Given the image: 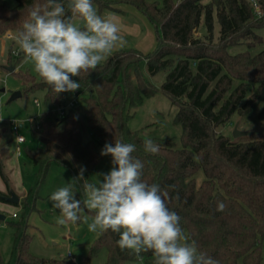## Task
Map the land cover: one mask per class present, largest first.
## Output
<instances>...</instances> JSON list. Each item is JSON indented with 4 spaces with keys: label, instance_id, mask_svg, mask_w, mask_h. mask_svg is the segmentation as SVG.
I'll use <instances>...</instances> for the list:
<instances>
[{
    "label": "trees",
    "instance_id": "trees-1",
    "mask_svg": "<svg viewBox=\"0 0 264 264\" xmlns=\"http://www.w3.org/2000/svg\"><path fill=\"white\" fill-rule=\"evenodd\" d=\"M14 1L15 6L9 7L5 0H0V35L16 34L29 10L44 2ZM258 1L264 9V0ZM93 3L100 11L117 13L123 5L134 6L154 26L158 45L146 54L134 49L114 52L96 69L72 77L80 84V89L73 93L82 96V102L64 117L47 111L32 121L31 133L43 147L28 150L26 155L39 167L41 181L55 162L67 168L72 179L84 167L85 179L93 182L91 176L101 160L100 148L117 139L134 144L136 151L132 155L144 164L142 179L159 184L161 191L168 193L169 209L181 217V227L200 251L219 264H262L264 132L234 139L217 129L235 114L249 116L264 95V49L251 53L255 44L264 43V12L258 16L250 0H93ZM202 26L206 33L198 36ZM242 44L248 49L236 54L229 52V48ZM142 60L147 62L151 76L166 73L161 90L178 107L176 123L183 129L181 149L175 148L172 139H151L127 126L130 109L156 91L138 73ZM19 75L25 93L43 92L46 104L66 106L70 92L57 94L41 77L38 80L28 72ZM259 117L264 119V105ZM80 118L87 121L94 141L82 140ZM146 139L159 145L157 154L144 151ZM200 170L204 179L198 184L196 175ZM0 177L6 186V192L0 191V202L9 203L7 198L15 190L1 147ZM74 192L77 199H84L79 185H75ZM36 196L33 187L21 201L23 222L11 223L15 240L8 264H73L70 260L38 258L28 252L30 239L24 221ZM221 201L226 209L218 212L216 207ZM118 239L119 235L110 230L100 232L89 252L88 264L102 249L107 250L106 264L142 261L154 264L151 252L137 257L128 250L122 251L116 243ZM0 264H5L1 257Z\"/></svg>",
    "mask_w": 264,
    "mask_h": 264
},
{
    "label": "clouds",
    "instance_id": "clouds-1",
    "mask_svg": "<svg viewBox=\"0 0 264 264\" xmlns=\"http://www.w3.org/2000/svg\"><path fill=\"white\" fill-rule=\"evenodd\" d=\"M13 39L23 63L30 64L57 94L80 89L72 77L96 69L126 43L116 19L98 14L93 0H44L29 10ZM143 147L150 154L159 152L151 139ZM135 151L134 144L120 139L106 143L100 155L111 156L112 168L99 175L102 179L90 182L80 167L72 183L53 192L50 200L60 213L57 224L76 225L82 220L89 232L110 230L119 235L116 243L122 251L137 257L151 252L154 264H219L189 240L181 217L166 203L168 193L142 179L144 164L133 157ZM75 185L83 200L76 198ZM85 209L94 213L91 222L81 215ZM225 209L224 202L217 204L216 211Z\"/></svg>",
    "mask_w": 264,
    "mask_h": 264
},
{
    "label": "rangeland",
    "instance_id": "rangeland-1",
    "mask_svg": "<svg viewBox=\"0 0 264 264\" xmlns=\"http://www.w3.org/2000/svg\"><path fill=\"white\" fill-rule=\"evenodd\" d=\"M5 2L9 7L15 6L14 0H5ZM93 5L98 14L112 16L120 25L121 35L124 36L126 43L122 48L114 50L113 53L120 50L134 49L146 54L157 47L158 34L154 26L134 6L123 5L122 11L117 13L110 10L100 11L97 4L93 3ZM215 24L216 35H218L219 23L217 20ZM203 33H206V29L202 26L197 35L202 36ZM14 36V33L0 35V145H3V154L7 159L6 169L11 174L10 179L13 188L17 191H14L15 195L22 201L24 197L20 194L28 193L33 187L36 189L37 196L34 207L24 221H27L26 230L30 239L28 252L38 258L62 261L69 260L68 254L71 253L74 264H88L89 252L100 232H89L87 224L83 223L82 220L77 222L76 225H58L56 221L60 213L58 209L53 207V202L50 200L53 192L70 184L72 180L70 171L64 166L53 162L41 181L39 167L32 164L26 156L28 150L43 147V144L31 133L32 121H37L47 111L56 113L58 108L44 102L45 95L43 92L25 93V85L19 74L28 72L38 80L39 76L30 64L23 63L24 57L14 42ZM247 49V45L242 44L229 48V52L236 54ZM263 49L264 43H257L251 53L256 54ZM9 67L15 69L14 73L8 70ZM138 73L148 80L156 91L153 95L144 96L140 105L130 109L131 117L127 121L129 130L144 132L146 137L151 139H172L175 148L181 149L183 147V129L176 123L178 107L161 90L166 79V73L163 71L151 76L145 60L139 63ZM132 77H136L135 71H133ZM3 89L4 91H2ZM254 90L253 88L252 91ZM16 91H20L22 96L9 102L12 93ZM36 100L40 103V106L36 105ZM73 100L80 104L82 96L77 97L73 92H70L65 101L69 103ZM263 105L264 95L249 116L235 114L230 122L217 130L219 133L230 137H233L234 127L238 123L242 131L262 130L264 119H261L259 114ZM14 125L19 127L18 133L15 132ZM80 125L82 140L84 142L94 141L88 123L84 118H80ZM17 135L25 139V143L20 146L21 156H18L16 152ZM102 149H99V153ZM111 168L110 158L101 156L100 163L91 176L92 181L96 182L102 179L99 175L107 174ZM196 178L198 184L203 181L204 173L202 170L197 173ZM0 213L6 217L5 220L0 221V257L3 263L8 264L11 260L15 240V231L11 223L23 222L24 210L22 204L19 206L10 204ZM81 215L82 217H89V222H91L94 214L85 209ZM106 263V249L100 250L97 256L91 260V264ZM137 264H144V262H138ZM262 264H264V245L262 247Z\"/></svg>",
    "mask_w": 264,
    "mask_h": 264
},
{
    "label": "built area",
    "instance_id": "built-area-1",
    "mask_svg": "<svg viewBox=\"0 0 264 264\" xmlns=\"http://www.w3.org/2000/svg\"><path fill=\"white\" fill-rule=\"evenodd\" d=\"M252 5H253L257 15L261 16L263 14V12H264V9H263L261 3H259L258 0H252ZM35 103H36L37 106H40V103L37 100L35 101ZM76 105H77V101L76 100L70 101L69 103L66 104V106L59 107L55 114L58 117H64L66 115L67 111L69 109L75 107ZM13 128H14L15 132L18 133L19 127L17 125H14ZM16 142H17L16 152H17L18 155H21L22 154V150H21L20 146L25 142V139H24V137L17 135ZM68 259L70 261H72L73 256H72L71 253L68 254Z\"/></svg>",
    "mask_w": 264,
    "mask_h": 264
},
{
    "label": "water",
    "instance_id": "water-1",
    "mask_svg": "<svg viewBox=\"0 0 264 264\" xmlns=\"http://www.w3.org/2000/svg\"><path fill=\"white\" fill-rule=\"evenodd\" d=\"M8 70L11 72H14L15 69L13 67H9ZM2 91H4V89ZM21 96H22V93L20 91L13 92L9 102L13 101V100H15ZM263 132H264L263 130H260V131H242V130H240L239 123H238L234 127L233 138L238 139L241 137L258 135V134H261ZM7 200L13 204H18L20 202L19 197H17L15 194H13L11 197H8ZM5 219H6V217L0 213V220H5Z\"/></svg>",
    "mask_w": 264,
    "mask_h": 264
},
{
    "label": "crops",
    "instance_id": "crops-1",
    "mask_svg": "<svg viewBox=\"0 0 264 264\" xmlns=\"http://www.w3.org/2000/svg\"><path fill=\"white\" fill-rule=\"evenodd\" d=\"M1 135V134H0ZM25 143V142H24ZM23 143V144H24ZM16 146H17V142H16ZM0 147L2 148V153H3V145H0ZM4 155V154H3ZM18 155V154H17ZM18 156H21V155H18ZM27 156V155H26ZM28 158V157H27ZM28 160L30 161V162H32L29 158H28ZM6 161H7V159L4 157V165H5V167H6ZM32 164H34L33 162H32ZM35 165V164H34ZM36 166V165H35ZM7 170V169H6ZM8 172V171H7ZM8 174H9V177L11 176V174L8 172ZM0 191H2V192H6V186H5V184H4V182L2 181V179H1V177H0ZM16 191V190H15ZM17 192V191H16ZM19 194V193H18ZM21 196H23V197H25L26 195H27V193H25V194H20ZM20 199V198H19ZM20 204H21V199H20V202H19ZM10 204L11 205H14L13 203H2V202H0V211L2 212L3 210H4V208L5 207H8V206H10ZM2 214V213H1ZM0 221H3V220H0Z\"/></svg>",
    "mask_w": 264,
    "mask_h": 264
}]
</instances>
